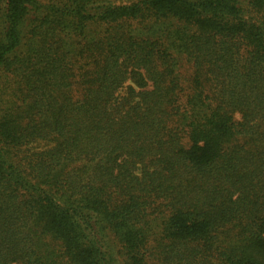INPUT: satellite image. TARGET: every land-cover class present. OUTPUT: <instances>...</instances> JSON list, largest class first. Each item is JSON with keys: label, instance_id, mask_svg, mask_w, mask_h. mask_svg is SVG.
I'll return each mask as SVG.
<instances>
[{"label": "trees", "instance_id": "16d2710c", "mask_svg": "<svg viewBox=\"0 0 264 264\" xmlns=\"http://www.w3.org/2000/svg\"><path fill=\"white\" fill-rule=\"evenodd\" d=\"M0 264H264V0H0Z\"/></svg>", "mask_w": 264, "mask_h": 264}]
</instances>
